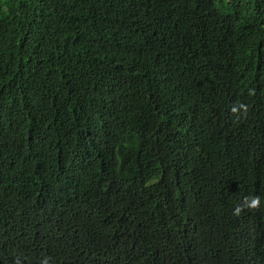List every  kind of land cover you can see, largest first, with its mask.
<instances>
[{
    "label": "trees",
    "instance_id": "obj_1",
    "mask_svg": "<svg viewBox=\"0 0 264 264\" xmlns=\"http://www.w3.org/2000/svg\"><path fill=\"white\" fill-rule=\"evenodd\" d=\"M0 264H264V0H0Z\"/></svg>",
    "mask_w": 264,
    "mask_h": 264
}]
</instances>
